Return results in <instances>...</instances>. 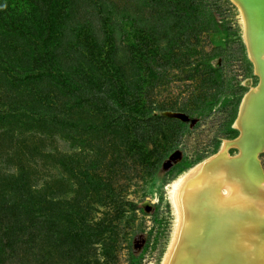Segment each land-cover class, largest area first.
<instances>
[{
  "label": "rangeland",
  "instance_id": "1",
  "mask_svg": "<svg viewBox=\"0 0 264 264\" xmlns=\"http://www.w3.org/2000/svg\"><path fill=\"white\" fill-rule=\"evenodd\" d=\"M193 1L0 0V264H164L173 184L260 85L235 1ZM168 46L174 70L147 68Z\"/></svg>",
  "mask_w": 264,
  "mask_h": 264
},
{
  "label": "bare ground",
  "instance_id": "2",
  "mask_svg": "<svg viewBox=\"0 0 264 264\" xmlns=\"http://www.w3.org/2000/svg\"><path fill=\"white\" fill-rule=\"evenodd\" d=\"M234 1L260 85L242 103L238 140L173 184L178 226L164 264H264V0ZM231 144L240 156H227Z\"/></svg>",
  "mask_w": 264,
  "mask_h": 264
},
{
  "label": "trees",
  "instance_id": "3",
  "mask_svg": "<svg viewBox=\"0 0 264 264\" xmlns=\"http://www.w3.org/2000/svg\"><path fill=\"white\" fill-rule=\"evenodd\" d=\"M151 3L154 4H158V3H169L171 5L177 4L180 5L181 7H187L190 6L191 8L195 7V2L193 0H150ZM122 41L123 42H127L130 44H133L136 46L137 50L139 52L143 53H149V54H153V53H158L161 52V45L160 44H156L153 45L154 49L152 48L151 51L146 50L147 46L149 44H147L145 41L140 40L137 36V34L135 32H128V31H124L123 37H122ZM173 48H170L169 46L167 47V51L165 52V54H163V58L162 59H156L154 62H148L147 63V68H149L151 71H162L164 73H167L169 71L174 70L175 68V63H173ZM152 57H148L147 59H151ZM153 121H165V119L162 118H158V119H152ZM168 123H170V120H167ZM161 123V122H160ZM133 132L137 133V136L139 137H147V138H151L153 137V131H147L146 132H142L141 129H138L137 127H133Z\"/></svg>",
  "mask_w": 264,
  "mask_h": 264
},
{
  "label": "water",
  "instance_id": "4",
  "mask_svg": "<svg viewBox=\"0 0 264 264\" xmlns=\"http://www.w3.org/2000/svg\"><path fill=\"white\" fill-rule=\"evenodd\" d=\"M240 107H241V106H240ZM235 126H236V128H238V126H237V121H236ZM223 150H224V147H223L222 151H221L219 154H221V153L223 152ZM219 154H218V155H219Z\"/></svg>",
  "mask_w": 264,
  "mask_h": 264
}]
</instances>
